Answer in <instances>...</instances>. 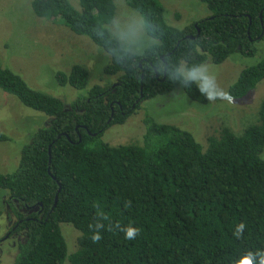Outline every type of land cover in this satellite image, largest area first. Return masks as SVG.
I'll return each mask as SVG.
<instances>
[{"label":"trees","instance_id":"trees-1","mask_svg":"<svg viewBox=\"0 0 264 264\" xmlns=\"http://www.w3.org/2000/svg\"><path fill=\"white\" fill-rule=\"evenodd\" d=\"M124 1L154 40L139 54L110 34L114 0H77L79 9L69 0L31 1L35 16L58 19L110 57L109 86L87 89L89 71L79 64L54 73L58 85L85 90L69 109L0 65V90L50 118L23 145L16 168L0 172L16 218L0 241L23 236L12 264H242L248 251L264 253V99L256 122L238 135L221 126L204 148L190 132L146 114L141 143L101 139L143 101L179 88L205 103V92L180 66L191 72L207 59L219 65L233 54L253 57L264 36V0H199L210 14L182 29L165 21L158 0ZM262 53L240 71L229 98H244L264 80ZM8 140L0 132V142ZM61 223L80 233L70 255ZM129 227L139 230L133 240L125 239Z\"/></svg>","mask_w":264,"mask_h":264},{"label":"rangeland","instance_id":"rangeland-1","mask_svg":"<svg viewBox=\"0 0 264 264\" xmlns=\"http://www.w3.org/2000/svg\"><path fill=\"white\" fill-rule=\"evenodd\" d=\"M31 1L0 0V65L20 75L29 87L60 99L65 109H69L73 100L85 90L58 85L54 79L56 71L69 72L74 64L84 66L89 71L87 89L95 84L109 86L115 82L114 76L105 75L104 67L110 57L102 48L85 35L73 34L58 19L52 21L35 16ZM69 1L79 9L77 0ZM158 1L164 7L165 21L179 29L210 14L199 0ZM114 3L115 16L108 25L110 34L125 49L141 53L154 40L146 35L139 14L124 0H114ZM255 46L258 51L253 57L233 54L219 65L207 59L191 72L181 65V74L205 92V103L192 101L180 88L166 96L145 100L125 123L109 127L103 133L102 141L112 146L141 143L145 114L160 123L176 125L190 132L203 148L207 137L217 135L221 126H227L236 135L242 133L243 128L257 120L264 99V80L242 99L229 98L227 90L242 69L259 61L264 36ZM49 120L0 90V132L9 137L8 141L0 142V172L8 173L16 168L23 145L37 128L46 127ZM262 155L264 157V152ZM6 199V192L0 190V239L16 221L6 206ZM60 230L70 255L77 250L80 233L67 223H61ZM22 238V234L17 233L0 241V264L13 263ZM65 264H69L68 261Z\"/></svg>","mask_w":264,"mask_h":264},{"label":"clouds","instance_id":"clouds-1","mask_svg":"<svg viewBox=\"0 0 264 264\" xmlns=\"http://www.w3.org/2000/svg\"><path fill=\"white\" fill-rule=\"evenodd\" d=\"M211 98L212 97L209 96V99ZM243 229H244V225L242 223L237 226L238 233L242 232ZM138 231L139 230L137 228H132V227L125 229L124 230L125 239L127 240L135 239L136 235L138 234ZM100 238L101 237L98 232L93 236L94 240H99ZM242 264H264V253L248 251L242 260Z\"/></svg>","mask_w":264,"mask_h":264},{"label":"water","instance_id":"water-1","mask_svg":"<svg viewBox=\"0 0 264 264\" xmlns=\"http://www.w3.org/2000/svg\"><path fill=\"white\" fill-rule=\"evenodd\" d=\"M60 189V188H59ZM59 189H58V191H59ZM56 199V198H55Z\"/></svg>","mask_w":264,"mask_h":264},{"label":"flooded vegetation","instance_id":"flooded-vegetation-1","mask_svg":"<svg viewBox=\"0 0 264 264\" xmlns=\"http://www.w3.org/2000/svg\"><path fill=\"white\" fill-rule=\"evenodd\" d=\"M13 229V228H12Z\"/></svg>","mask_w":264,"mask_h":264}]
</instances>
